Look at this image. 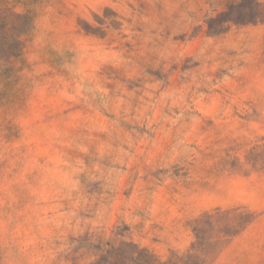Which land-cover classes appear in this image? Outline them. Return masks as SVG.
I'll list each match as a JSON object with an SVG mask.
<instances>
[{
  "label": "rangeland",
  "instance_id": "rangeland-1",
  "mask_svg": "<svg viewBox=\"0 0 264 264\" xmlns=\"http://www.w3.org/2000/svg\"><path fill=\"white\" fill-rule=\"evenodd\" d=\"M0 264H264V0H0Z\"/></svg>",
  "mask_w": 264,
  "mask_h": 264
}]
</instances>
